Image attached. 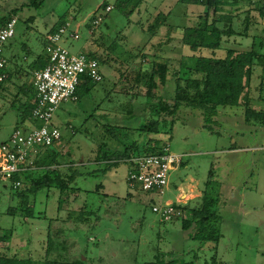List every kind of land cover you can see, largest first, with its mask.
Wrapping results in <instances>:
<instances>
[{
	"label": "rangeland",
	"instance_id": "rangeland-1",
	"mask_svg": "<svg viewBox=\"0 0 264 264\" xmlns=\"http://www.w3.org/2000/svg\"><path fill=\"white\" fill-rule=\"evenodd\" d=\"M30 1L8 0L3 4L6 9L15 8L19 18L15 37L3 47V57L18 52L21 60L23 56L30 60L31 55H26L22 45L41 54L47 31L63 17L71 23V30L81 23L85 26L77 28L78 39L64 40L62 45L72 54L93 55L102 81L87 94L79 92L76 101L59 106L52 124L61 132L60 147L52 146L38 153L40 157L53 151L58 162L75 164L78 175L67 194L61 195L54 188L33 194L29 183H23L17 190L0 183V235L11 231L0 242V255L39 263L55 259L59 264H72L77 259H82L83 264H148L156 257L206 264L211 263L213 256L221 264H264L261 116L251 117L240 106L218 107L209 129L204 127L202 110L181 105L172 133L157 135L162 145H169L171 153L182 155L180 166L169 172L171 187L162 196L130 189L126 184L125 163L105 174L100 172L103 164L95 163L103 143L121 149L107 132L108 125L136 127L141 119L137 116L143 115L148 82L146 78L135 82L137 73L144 77L152 62L165 60L171 74L181 59L193 55L181 45L182 29L198 22L205 8L178 4L177 0H143L129 18L114 9L107 14L100 10L102 21L92 29L87 26H92L95 10L104 1L112 6L114 0H40L38 7L29 5ZM251 15L254 25L250 35L264 37V19ZM244 16L241 13L235 20L236 29H241ZM151 26L153 31L146 32L152 38L145 45L149 36L142 31ZM248 43L250 39L237 37L229 39L225 46L243 49ZM142 46L140 56L137 48ZM224 54L215 52L216 57ZM196 55L210 56L211 52L203 50ZM173 90L169 81L164 89L159 86L154 92L171 98ZM250 97L253 110H264V68L254 67ZM129 111L136 115L132 120L124 118ZM12 115L0 118V142L8 140L16 125L18 128L31 125L30 120L22 123ZM65 172L62 171L64 175ZM207 181L214 184L211 187L219 194L221 238L217 244H201L191 239L182 229V219L162 222L152 211L153 205L175 202L178 195L175 186L190 185L198 196H190L184 206L182 217L188 219V209L200 203ZM99 184L102 188L96 190ZM23 204L29 215L22 211Z\"/></svg>",
	"mask_w": 264,
	"mask_h": 264
},
{
	"label": "trees",
	"instance_id": "trees-1",
	"mask_svg": "<svg viewBox=\"0 0 264 264\" xmlns=\"http://www.w3.org/2000/svg\"><path fill=\"white\" fill-rule=\"evenodd\" d=\"M143 0H114L112 9L116 10L122 16L129 18L139 8ZM248 2V5L245 3ZM40 0H32L29 5L38 7ZM178 4H187L192 6H200L205 8V12L198 16V22L193 25L185 26L182 29L181 45L189 48L193 55L181 59L177 70L171 74L168 61H154L151 63L148 74L143 77L140 73L135 76V82L146 78L147 90L145 93V102L143 115L140 121L132 126H109L108 133L112 141L119 143L121 149H113L107 147L105 143L100 146L98 151L99 156L95 158V163L103 164L101 173L107 172L110 168L118 166L120 163H125L130 166L128 162L130 158L149 155L161 154L164 144L162 145L157 135L163 133L170 135L173 130L176 113L181 105L188 108L202 110V116L205 122L204 127L210 129L209 123L213 122L214 116L217 114L218 107H243L246 114L255 117L264 118V110L255 111L250 107V83L254 71V67L258 66L264 68V37L250 35V29L254 25L251 14H256L259 18L264 19V0H177ZM105 1L98 7L93 19L99 15V11L103 10L107 5ZM254 6V7H252ZM244 13L241 21V29H236L234 26L235 20L239 19L240 14ZM11 15L0 19V26L4 25L15 11L10 12ZM106 14V13H105ZM161 16V14H159ZM164 17V15H162ZM166 17V15H165ZM160 18V17H158ZM162 18V17H161ZM67 19L60 17L58 23L47 33V36L55 33L59 27L64 25ZM91 28L90 24H88ZM146 31L152 32V26L143 33L149 36V40L145 45L151 41L152 35ZM250 39V44L247 48L234 49L225 46V43L231 38ZM256 42H258L256 44ZM142 47H138V54L143 55ZM111 48V47H110ZM208 50L211 52L210 56L196 55L197 52ZM216 51H223L225 54L221 57H216ZM88 56V55H87ZM95 59L93 55L89 56ZM47 58H42V63L39 64V69H43L46 65ZM171 81L174 85L173 95L171 98H165L161 95H155V90L159 86L165 87L166 83ZM3 82V81H2ZM0 82V84L2 83ZM89 77L81 78V83L75 91L76 98L80 92L89 93L91 88L96 84ZM136 85L139 83H135ZM132 98V97H131ZM134 99V97H133ZM35 105V99L30 111H24V118L19 119V122H24L26 117L30 120L31 110ZM29 112V113H28ZM258 112V113H255ZM28 113V115H27ZM26 116V117H25ZM135 114L129 111L125 115V119L132 120ZM169 120V123L168 121ZM168 125V127H166ZM15 128H18L17 126ZM110 140V139H109ZM102 147H104L102 149ZM57 153L50 151L44 158L34 159V170L27 171L23 175L15 177L23 183L30 184V192L35 193L42 189H56L61 195L67 194L70 185L75 182L77 177V169L74 163H61L57 160ZM50 159V161H48ZM60 166L63 167L60 170ZM180 166V165H179ZM65 170V175L62 171ZM209 172V176H212ZM77 174V175H76ZM126 184L128 186L127 180ZM206 182L205 189L202 192L200 203L193 208L188 209L190 217L188 219L181 216L173 220L182 219V229L188 232L190 238L198 241L201 244L213 243L217 244L221 238L220 222L221 216L219 214V194L214 192V184ZM212 185V187H211ZM21 187V186H20ZM11 189H14L10 187ZM19 188V187H18ZM18 188H15L17 190ZM102 188L99 184L96 190ZM135 190V189H134ZM146 194H151L144 192ZM155 196H162L153 194ZM59 201V206L61 204ZM168 204V203H167ZM182 211L185 212L183 205L172 203ZM159 205H164L159 204ZM154 206V205H153ZM152 206V207H153ZM22 211L26 215L30 214L29 209H26L24 204L21 206ZM31 216V215H30ZM168 222V221H162ZM11 231H5L0 235V242L5 241L10 235ZM0 264H59L58 261L47 260L39 263L30 259H20L16 257H7L0 255ZM72 264H83L82 259H77ZM148 264H185L176 260L165 261L157 258L155 261ZM206 264H221L216 257L211 258V263Z\"/></svg>",
	"mask_w": 264,
	"mask_h": 264
},
{
	"label": "built area",
	"instance_id": "built-area-1",
	"mask_svg": "<svg viewBox=\"0 0 264 264\" xmlns=\"http://www.w3.org/2000/svg\"><path fill=\"white\" fill-rule=\"evenodd\" d=\"M111 9L107 6L105 13ZM101 21L102 15L99 14L92 20L91 28ZM16 23L17 19L13 16L0 26V82L6 77L3 47L14 37ZM70 27L71 23L67 21L46 37V65L34 71L31 79L35 105L30 114V127L15 128L6 142H0V183H7L14 189L21 186V181L15 177L36 168L34 159L39 156V151L60 144L61 132L53 126L52 120L62 103L76 101L75 91L81 78L86 76L94 82L102 80L96 59L83 53L72 54L62 45L64 40L78 39L77 28L80 26L75 30ZM128 162L126 180L130 189L163 195L169 185V172L180 165L182 155L171 153L169 145L164 144L161 154L136 156ZM175 205H154L152 211L161 221L181 218L182 211Z\"/></svg>",
	"mask_w": 264,
	"mask_h": 264
},
{
	"label": "crops",
	"instance_id": "crops-1",
	"mask_svg": "<svg viewBox=\"0 0 264 264\" xmlns=\"http://www.w3.org/2000/svg\"><path fill=\"white\" fill-rule=\"evenodd\" d=\"M6 2L0 1V3H2L0 4V19L6 17L8 12H12L15 9V8L6 9V7H4L3 5ZM13 16L16 17L17 19V23L15 26V35H16L17 32L16 27L18 25L19 18L17 17L16 13L13 14ZM78 26L83 27L85 25H82L81 23L80 25H77V27ZM28 29H32V28L28 26ZM46 37L47 35L44 37V40H42L43 49L41 54L32 52L30 47L27 45L24 46L22 45L23 49L27 53L26 55H31L32 58L30 60H28L27 56H23L21 60L18 56V52L10 54V57L6 59L4 58L6 61V65L4 69V73L6 77L3 80V82L0 84V118L3 119L5 115L11 113L13 114L12 116L15 117L14 120L18 121L19 119L21 120L24 118V114H25L24 111H30L34 100V90L31 83L32 74L34 71L38 69L39 64L42 63V58L46 57L44 53ZM217 57H221V56H217ZM115 77L116 74L112 77V79H115ZM26 119L29 120L28 117H26ZM53 126L56 125L53 124ZM15 127L13 129H15ZM13 129L11 130V132L13 131ZM55 147H60V144L56 145ZM44 156L45 155L42 154L40 159L44 158ZM170 187H171V183L169 182L168 188L165 190V192H168ZM175 189L178 192V195L175 198L174 203H178L183 206L187 204V202L189 201L188 198H190V196L191 198L192 195L198 196V194L193 193V188L190 185H187L186 187L175 186ZM187 191L189 193H186Z\"/></svg>",
	"mask_w": 264,
	"mask_h": 264
}]
</instances>
